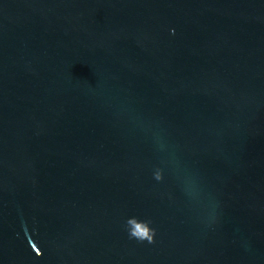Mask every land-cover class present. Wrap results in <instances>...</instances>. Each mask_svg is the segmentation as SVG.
<instances>
[{
  "label": "water",
  "instance_id": "water-1",
  "mask_svg": "<svg viewBox=\"0 0 264 264\" xmlns=\"http://www.w3.org/2000/svg\"><path fill=\"white\" fill-rule=\"evenodd\" d=\"M0 264H264V0H0Z\"/></svg>",
  "mask_w": 264,
  "mask_h": 264
},
{
  "label": "clouds",
  "instance_id": "clouds-1",
  "mask_svg": "<svg viewBox=\"0 0 264 264\" xmlns=\"http://www.w3.org/2000/svg\"><path fill=\"white\" fill-rule=\"evenodd\" d=\"M159 151L163 152L166 150L165 143L161 140L157 144ZM153 178L156 181L164 180V170L163 168L156 167L153 172ZM125 224L127 226V233L129 239H134L138 242H148L149 244L155 242L156 229L151 226V221L148 220H138L136 217H129Z\"/></svg>",
  "mask_w": 264,
  "mask_h": 264
}]
</instances>
